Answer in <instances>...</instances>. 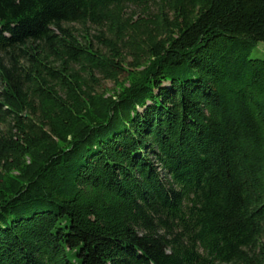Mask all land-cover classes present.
<instances>
[{
	"label": "trees",
	"instance_id": "obj_1",
	"mask_svg": "<svg viewBox=\"0 0 264 264\" xmlns=\"http://www.w3.org/2000/svg\"><path fill=\"white\" fill-rule=\"evenodd\" d=\"M260 41L264 0H0V264H264Z\"/></svg>",
	"mask_w": 264,
	"mask_h": 264
},
{
	"label": "rangeland",
	"instance_id": "obj_2",
	"mask_svg": "<svg viewBox=\"0 0 264 264\" xmlns=\"http://www.w3.org/2000/svg\"><path fill=\"white\" fill-rule=\"evenodd\" d=\"M73 28H76V31H80V27L78 25H74ZM81 33V32H78ZM90 33L94 34L96 33V30L94 28H90ZM80 37V36H79ZM94 43L95 40L93 39ZM96 44V43H95ZM249 56L251 58H263L264 59V41H260L257 43L256 46H254L250 53ZM112 86V82L111 81H105V87H111Z\"/></svg>",
	"mask_w": 264,
	"mask_h": 264
}]
</instances>
